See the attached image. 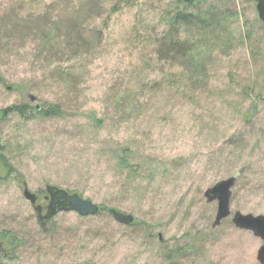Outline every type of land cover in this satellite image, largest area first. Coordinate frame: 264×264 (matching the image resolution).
Segmentation results:
<instances>
[{"label": "rangeland", "instance_id": "rangeland-1", "mask_svg": "<svg viewBox=\"0 0 264 264\" xmlns=\"http://www.w3.org/2000/svg\"><path fill=\"white\" fill-rule=\"evenodd\" d=\"M128 1L0 0V231L16 240H0L1 264H261L262 240L232 222L264 215L254 0L200 5L214 15L184 28L186 58L158 52L173 0ZM23 104L61 114L8 110ZM236 174L213 227L204 191ZM46 185L136 224L61 211L41 228L23 188L46 207Z\"/></svg>", "mask_w": 264, "mask_h": 264}, {"label": "water", "instance_id": "water-1", "mask_svg": "<svg viewBox=\"0 0 264 264\" xmlns=\"http://www.w3.org/2000/svg\"><path fill=\"white\" fill-rule=\"evenodd\" d=\"M254 2L256 4L255 8L257 15L264 24V0H254ZM30 100L34 101L35 98L30 96ZM237 178L238 174L229 176L216 182L204 191L203 195L207 202L217 201L215 219L212 224L213 227L219 225L223 219L231 214L229 200L231 188L234 186ZM45 191L47 193L46 197L50 198V201L45 207V213L41 214L42 205L37 203V196L28 189L23 188V196L29 200L34 208L41 228L45 226L48 220L61 211H73L80 216L97 215L99 212L98 204L82 198L76 192H69L54 185H46ZM110 213L118 223L130 225L134 221V217L131 214H126L114 209H110ZM232 222L235 227L243 230H250L254 236L262 240L263 243L257 252V259L261 264H264V215L253 216L251 214L244 215L240 212H235L232 217Z\"/></svg>", "mask_w": 264, "mask_h": 264}, {"label": "trees", "instance_id": "trees-1", "mask_svg": "<svg viewBox=\"0 0 264 264\" xmlns=\"http://www.w3.org/2000/svg\"><path fill=\"white\" fill-rule=\"evenodd\" d=\"M207 0H173L175 4L174 10L165 18V24L168 29L167 32L160 38L156 40L158 45V52L162 56L161 58H167V56L171 55H181L182 57H191L190 55V47L189 40L186 37H183V30L189 25H195L198 22L199 25L207 24L205 19L209 20V18L213 17V8H205L204 11L200 8V5L205 3ZM122 2V0H120ZM127 2H129L127 0ZM118 10L117 5H113L111 7V13ZM203 12V13H202ZM209 23V22H208ZM8 110H15L19 112L22 116L26 115L27 112H34L36 114H40L44 117H57L61 114V110L59 106H47V107H30L27 105H16ZM124 163V162H123ZM125 164V163H124ZM106 212L111 215L110 208L105 207L104 205L99 204V212ZM136 224L134 221L132 224ZM8 240L9 243L16 241L14 236L10 235L7 231H0V240ZM1 242V241H0ZM10 244V245H11ZM1 245V243H0ZM2 255L5 253L0 249V264L2 263Z\"/></svg>", "mask_w": 264, "mask_h": 264}, {"label": "flooded vegetation", "instance_id": "flooded-vegetation-1", "mask_svg": "<svg viewBox=\"0 0 264 264\" xmlns=\"http://www.w3.org/2000/svg\"><path fill=\"white\" fill-rule=\"evenodd\" d=\"M261 21V20H260ZM262 22V21H261ZM43 200L45 201V202H49L50 201V198H48V197H46V195H44L43 197ZM42 206V211H41V214H43V212L45 211L44 209H45V206L43 205V204H41ZM0 249H1V245H0Z\"/></svg>", "mask_w": 264, "mask_h": 264}]
</instances>
